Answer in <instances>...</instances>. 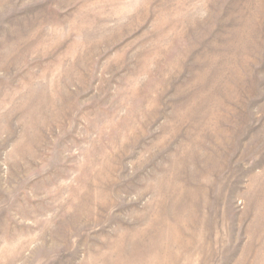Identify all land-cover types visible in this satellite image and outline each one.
<instances>
[{
    "label": "rangeland",
    "instance_id": "obj_1",
    "mask_svg": "<svg viewBox=\"0 0 264 264\" xmlns=\"http://www.w3.org/2000/svg\"><path fill=\"white\" fill-rule=\"evenodd\" d=\"M0 264H264V0H0Z\"/></svg>",
    "mask_w": 264,
    "mask_h": 264
}]
</instances>
